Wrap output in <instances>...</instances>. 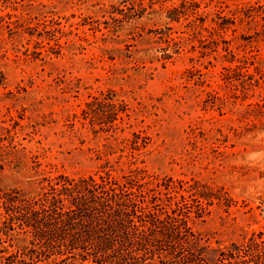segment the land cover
<instances>
[{"label": "rangeland", "instance_id": "rangeland-1", "mask_svg": "<svg viewBox=\"0 0 264 264\" xmlns=\"http://www.w3.org/2000/svg\"><path fill=\"white\" fill-rule=\"evenodd\" d=\"M105 173L219 197L202 245L264 230V0H0V190Z\"/></svg>", "mask_w": 264, "mask_h": 264}, {"label": "trees", "instance_id": "trees-1", "mask_svg": "<svg viewBox=\"0 0 264 264\" xmlns=\"http://www.w3.org/2000/svg\"><path fill=\"white\" fill-rule=\"evenodd\" d=\"M178 189L157 193L139 178L105 173L59 175L34 197L0 190V264H264V230L223 249L200 244L189 221L219 197ZM12 234L29 247L9 253Z\"/></svg>", "mask_w": 264, "mask_h": 264}]
</instances>
